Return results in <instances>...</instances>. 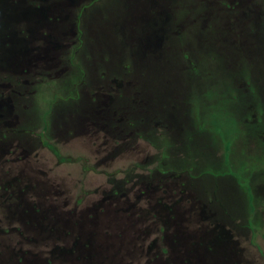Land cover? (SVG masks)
Segmentation results:
<instances>
[{"label":"rangeland","instance_id":"1","mask_svg":"<svg viewBox=\"0 0 264 264\" xmlns=\"http://www.w3.org/2000/svg\"><path fill=\"white\" fill-rule=\"evenodd\" d=\"M224 1L260 97L223 106L242 115L235 142L219 145L226 170L193 176L151 172L157 152L142 136L173 128L161 112L173 117L180 94L157 81L182 75L174 0H0V264H264V0ZM65 50L85 75L75 101L56 102L50 141L25 111L35 81L68 70ZM213 60L202 57L203 84L231 101ZM198 149L201 167L212 157Z\"/></svg>","mask_w":264,"mask_h":264},{"label":"trees","instance_id":"2","mask_svg":"<svg viewBox=\"0 0 264 264\" xmlns=\"http://www.w3.org/2000/svg\"><path fill=\"white\" fill-rule=\"evenodd\" d=\"M217 1L216 5L215 0H205L203 2L198 0H174L178 7L172 12L171 25H182V31L174 39L179 46L178 49L182 50L179 55V61L173 62L175 64L173 72L179 68L182 75L175 72L178 78L173 84L166 79L158 80L157 82H161V91L171 94L176 90L180 94L177 98H170L177 105L173 106V117L168 119V117L166 118V115L169 116L167 114L168 111L166 113L161 112L166 119L164 122H168L174 129L178 130L179 138L174 133H171L173 128H169L167 124L165 126L169 129L164 127L159 133L153 128L142 133V136L148 139L157 152L152 160L154 164L153 170H150L153 173L155 171L167 173L185 170H188L193 176L204 173H223L226 170V152H221L219 145L226 149L227 144L235 142L242 129L239 124L242 120V115L238 116L235 111H228L229 109L223 106L231 103L237 109L238 107L233 101L237 102L242 97L244 99L243 104H238L247 105L249 101L254 100L256 102L260 97V86L255 85L251 78L250 68L252 64L251 62L249 63V59L241 47L242 41L240 42L239 39L235 43L234 40H231V32L226 27L227 20L232 16V9L224 0ZM75 34L78 33L75 32ZM235 39L237 40L238 38L236 37ZM218 44L220 45L218 46ZM214 46L215 49L213 51L210 50ZM218 51L219 54L217 55ZM76 54H78L77 51H64L62 63H65L68 70L55 81L52 79L46 80L43 77L34 83L31 98L32 105H29V108L25 111L28 117H32L29 121L25 120V124L39 125L40 134L46 140L51 141L53 139L51 136V122L56 110V102L61 97L71 103L75 101L76 86L85 75ZM203 56L205 58L208 56V58L214 59L213 61L215 62L218 60L219 63L225 62V70L227 71L228 69L227 73L230 78L227 80V84L223 85L224 90L220 94L227 96L231 101H224L215 97L217 88L214 89L215 86L213 85L207 88L203 84L202 79L208 74V72L204 73L201 69ZM129 63L130 72L132 75L136 74L134 66L136 63L131 58H129ZM144 80L147 81V78ZM239 81H243L248 85L249 92L240 90L237 87L236 84ZM63 87L69 91L62 93L64 91ZM41 91L49 92V100L42 111L36 112V109L33 108L36 101L35 97ZM157 98L158 96L156 95L155 104ZM169 105L167 107L171 110ZM29 109L31 113H29ZM139 121L136 120L134 122L138 124L140 123ZM229 127L233 128L235 135L225 133V130L228 131ZM50 146L53 145L50 144ZM198 148L207 149L212 157V159L207 160L208 163L207 161L204 162L201 167L199 164V154L201 153ZM231 148H229L230 151ZM228 155L232 157L230 152Z\"/></svg>","mask_w":264,"mask_h":264}]
</instances>
